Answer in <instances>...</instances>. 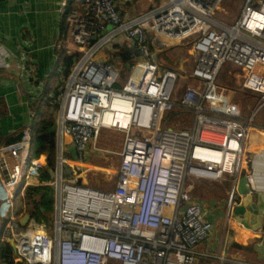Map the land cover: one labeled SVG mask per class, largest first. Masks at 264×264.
I'll return each mask as SVG.
<instances>
[{
  "label": "built area",
  "instance_id": "obj_1",
  "mask_svg": "<svg viewBox=\"0 0 264 264\" xmlns=\"http://www.w3.org/2000/svg\"><path fill=\"white\" fill-rule=\"evenodd\" d=\"M120 1H60L57 46L76 57L63 91L49 100L56 110L55 167L45 182L54 194L52 224L28 212L7 215L16 186L22 182L18 192L27 196V187L41 178L46 165L45 153L29 156L30 125L21 141L0 145V216L9 220L0 232L3 239L13 238L14 262L198 264L197 247L213 224L187 179L229 182L224 223L238 203L240 164L251 132L259 129L254 118L260 107L244 115L235 90L215 80L229 64L240 72L241 88L264 100V0H246L231 23L213 16L223 0H165L130 20L116 11ZM150 32L179 40L197 35L191 46V83L178 99L180 74L158 63ZM118 37L138 51L120 89L115 88L117 67L95 57ZM34 70V64L27 69ZM175 105L190 118L189 126L166 123ZM64 137L78 162L89 152L116 158L111 188L66 177ZM28 199L38 202L36 194Z\"/></svg>",
  "mask_w": 264,
  "mask_h": 264
},
{
  "label": "crops",
  "instance_id": "obj_2",
  "mask_svg": "<svg viewBox=\"0 0 264 264\" xmlns=\"http://www.w3.org/2000/svg\"><path fill=\"white\" fill-rule=\"evenodd\" d=\"M60 1L0 0V111H2L0 113V145H3L9 136L25 130L31 124L30 99L36 96V92L41 91L40 86L45 84V80L56 69L59 59L57 44L62 27ZM164 1L121 0L117 8L124 20H130L156 8ZM149 37L152 49L156 48L154 40L164 46L172 41L175 43L180 41L152 32L149 33ZM32 64L35 70L28 73L27 69ZM257 126L259 129L253 130L250 134L248 146L240 164L241 176H247L253 192L264 191V125L257 124ZM63 142L64 150L68 152L69 157L65 165L66 177L70 178V171H72L71 175L85 182L83 175L91 169L86 170L81 164L93 169H96L92 167L96 164L88 161L78 162L70 158V155H75L70 139L64 137ZM8 159L11 161L10 158ZM207 181L209 184L199 188L197 193H193L195 182L192 183L191 189L192 195L201 203L205 217L213 224L208 238L197 247L198 264H222L220 257L264 263V258L259 259L253 250V244L261 240V231H253L243 226L236 220L233 212L226 223L223 221L230 185L219 190L217 186L213 187L212 182L228 181ZM31 182L33 186H43L46 180L40 178ZM237 197L239 199L238 193Z\"/></svg>",
  "mask_w": 264,
  "mask_h": 264
},
{
  "label": "rangeland",
  "instance_id": "obj_3",
  "mask_svg": "<svg viewBox=\"0 0 264 264\" xmlns=\"http://www.w3.org/2000/svg\"><path fill=\"white\" fill-rule=\"evenodd\" d=\"M246 0H223L220 8L213 14L215 18L224 21L225 23H231L241 14L242 8L245 4ZM116 11L119 13V9L116 7ZM120 14V13H119ZM112 28L111 25L107 26V30ZM164 38V37H161ZM197 38V35L190 34L186 39L180 40L179 43H175L172 41L167 46L158 44L157 40H154L153 51L155 53V57L163 67H169L176 70L180 77L176 82L175 93L174 97L178 99L181 96V93L186 88V85L191 83V79L189 77V73L191 67L193 66L192 63V56L191 54V46L192 41ZM166 39V38H165ZM123 42V37H118L116 41H111L108 46L113 47L115 43ZM107 45L101 47L95 57L97 60L108 62L113 64L117 67L119 71V77L115 84L116 89H120L126 79L133 71V66H135V59L131 62H124L119 61L117 57L114 56L113 51L109 49ZM137 52V51H136ZM80 55V53H77ZM137 55V54H136ZM76 56H66V60L68 63L73 62ZM185 59L183 62L180 60ZM59 68V67H58ZM62 68V65L60 66ZM59 72V71H58ZM55 73L49 76L45 80L44 84V91L46 90L47 95H43L44 101L41 102L40 97L32 96L30 99L29 108L31 110L32 121H36V117L34 115L36 112L41 109L45 114H50L53 119L55 120V109L51 107V104H46L47 100L53 95L59 94L60 90L63 91L64 86L67 82V75L64 72ZM217 84L224 85L235 90V101L240 105L242 113L246 116H249L257 107H260L255 114V124L264 125V100L260 97V94L255 93L251 90H245L241 88V78L240 72L235 68L231 67L229 64H224L217 75L215 80ZM43 88L41 89V91ZM43 91V92H44ZM41 93V95L43 94ZM180 107L175 105L174 110L171 112V116H169L167 120L168 125H172L174 127H184L190 125V118H187L185 115H182L179 111ZM2 113V111H0ZM68 138V137H67ZM70 158L76 159L77 156L70 155ZM83 161H88L90 163L96 164V166H92L96 169L88 171L85 175H83V180L86 181L91 186H96L100 188H111L112 187V180L114 179L113 171L117 168V160L113 156L104 154V153H92L89 152L83 158ZM99 165V166H98ZM90 166V165H89ZM65 169V168H64ZM104 170V171H103ZM71 176V172H70ZM41 178L42 180L49 181L52 179L51 171L48 168H44L41 171ZM71 178V177H70ZM188 183L195 182V188L193 193H197L199 188L205 187L209 184L207 180H190L187 179ZM22 185V182L16 186L14 191L15 198L13 200V204L11 209L9 210L7 215L17 216L21 212H28L34 214L37 221H44L47 225L52 224L53 222V215L55 211L54 202V194L51 190L44 189L42 192L43 195H39L38 192L36 193L39 197L42 196L41 200L37 196L38 202L29 201L27 196L22 197L21 193L18 192ZM213 187H218V189H222L223 187H228V182H212ZM43 209V211L41 210ZM9 221L7 216H0V228ZM11 223V222H10Z\"/></svg>",
  "mask_w": 264,
  "mask_h": 264
},
{
  "label": "trees",
  "instance_id": "obj_4",
  "mask_svg": "<svg viewBox=\"0 0 264 264\" xmlns=\"http://www.w3.org/2000/svg\"><path fill=\"white\" fill-rule=\"evenodd\" d=\"M62 30V27H61ZM135 47L129 41H123L122 43H115L112 47V51L115 57L124 62H131L133 55L135 53ZM58 62L56 64V69L54 73L58 72V67L62 65L61 72H64L66 75L70 72L71 62L68 63L66 60V55L61 47L58 49ZM59 73V72H58ZM52 74V75H53ZM40 91L36 96L40 97L41 102L44 101L42 98L43 95H47L46 90ZM44 91V92H43ZM43 94L41 95V93ZM50 100V98H49ZM47 100L46 104H49ZM50 105V104H49ZM31 111V110H30ZM36 121H31L30 124V140H29V156H36L41 153L47 155L45 169L48 168L52 171L55 167V152H56V140H55V120L50 114H45L41 109H39L36 114ZM48 186H28V194L43 195L42 191ZM49 190H51L48 187ZM52 191V190H51ZM37 195V194H36ZM38 196V195H37ZM39 197V196H38ZM42 196H40V200ZM54 202V199L52 198ZM37 202V201H36ZM14 251L12 246L3 239L2 233L0 232V264H25L24 260L14 262Z\"/></svg>",
  "mask_w": 264,
  "mask_h": 264
},
{
  "label": "water",
  "instance_id": "obj_5",
  "mask_svg": "<svg viewBox=\"0 0 264 264\" xmlns=\"http://www.w3.org/2000/svg\"><path fill=\"white\" fill-rule=\"evenodd\" d=\"M135 50V54L138 51ZM24 132L21 130L13 136H9L3 145H9L21 141ZM237 193L239 202L234 207L233 214L243 226L253 231L260 230L261 240L253 244V250L257 253L259 259L264 258V191L253 192L250 189L249 180L246 175H242L237 183ZM12 248L13 238H4Z\"/></svg>",
  "mask_w": 264,
  "mask_h": 264
},
{
  "label": "bare ground",
  "instance_id": "obj_6",
  "mask_svg": "<svg viewBox=\"0 0 264 264\" xmlns=\"http://www.w3.org/2000/svg\"><path fill=\"white\" fill-rule=\"evenodd\" d=\"M255 16H257V15L255 14Z\"/></svg>",
  "mask_w": 264,
  "mask_h": 264
}]
</instances>
